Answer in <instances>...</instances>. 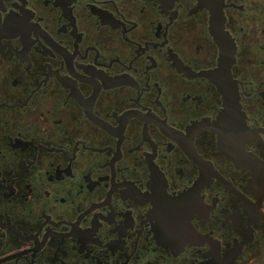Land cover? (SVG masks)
I'll list each match as a JSON object with an SVG mask.
<instances>
[{"label":"flooded vegetation","instance_id":"obj_1","mask_svg":"<svg viewBox=\"0 0 264 264\" xmlns=\"http://www.w3.org/2000/svg\"><path fill=\"white\" fill-rule=\"evenodd\" d=\"M258 254L264 0H0V264Z\"/></svg>","mask_w":264,"mask_h":264},{"label":"water","instance_id":"obj_2","mask_svg":"<svg viewBox=\"0 0 264 264\" xmlns=\"http://www.w3.org/2000/svg\"><path fill=\"white\" fill-rule=\"evenodd\" d=\"M220 58H219V63L221 65H223V69H227V71L229 72V64H230V60H233V52H234V47H230V46H226V45H220ZM227 78V77H226ZM227 111L231 112L232 111V101H228L227 102ZM243 117H240V121L238 123V129L239 131L237 133H239V135L241 136V138L239 139V143L242 141V135L244 132H248L246 130V128L244 127V122H243ZM236 133V134H237ZM225 135V132H224ZM227 138V137H225Z\"/></svg>","mask_w":264,"mask_h":264},{"label":"rangeland","instance_id":"obj_3","mask_svg":"<svg viewBox=\"0 0 264 264\" xmlns=\"http://www.w3.org/2000/svg\"><path fill=\"white\" fill-rule=\"evenodd\" d=\"M262 258H264V254H258L257 258L253 260L254 264H264V260H262Z\"/></svg>","mask_w":264,"mask_h":264}]
</instances>
